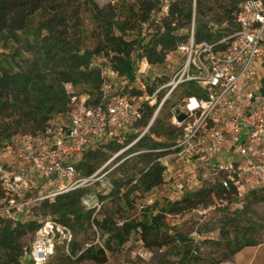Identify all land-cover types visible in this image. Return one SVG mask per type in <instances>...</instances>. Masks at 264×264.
Listing matches in <instances>:
<instances>
[{
  "label": "trees",
  "instance_id": "trees-1",
  "mask_svg": "<svg viewBox=\"0 0 264 264\" xmlns=\"http://www.w3.org/2000/svg\"><path fill=\"white\" fill-rule=\"evenodd\" d=\"M76 1L0 0V147L20 134L40 133L53 118L64 115L70 108L67 84L73 90L81 89L75 94L88 95L94 103L99 102L105 76L95 64L98 58L107 59L114 71L135 82L137 61L146 59L151 66L164 65L172 52L189 42L193 26L196 43L216 44L232 35L238 28L240 5L246 0H197L195 16L193 0H176L158 23L151 19L152 12L159 7L158 0L133 3L112 0L104 7L94 0H81L78 4ZM85 8L91 10L92 19L100 27L97 44L91 49L78 30ZM38 15L42 19L35 25ZM146 24L148 28L144 30ZM168 80L160 77L153 86H147L146 93L153 94L157 86ZM181 89L180 99L204 96L202 89L192 83ZM132 93L141 95L144 91L137 89ZM162 98L163 95L158 97L154 107L147 106L143 118L121 140L99 145L85 153L77 165L82 175L89 177L127 148L111 164L115 168L108 174V192L92 193L91 187L81 188L42 205L40 212L44 216L68 226L74 236L88 234L95 226L101 239V245L91 244L87 248L74 239L71 256L61 255L62 263L45 264L84 261L105 264L108 251L120 250L133 238L151 252L164 253L156 264H223L246 247L263 244L247 236L256 225L247 226L245 222L249 206L264 201V192L253 193L245 204L236 207L233 188L226 190L218 183L204 184L175 202H167L161 209L154 204L144 207L139 216L130 215L136 210L138 199L165 183L166 169L161 161L164 153L157 150L173 140L176 133L166 128L158 117L150 132L131 145L139 136L135 130L147 127ZM210 207L222 216L216 228L210 224L199 226L198 238H193V233L175 231L167 220L169 215ZM38 228L35 220L16 224L3 221L0 264H35L24 259L28 248L22 240ZM215 231L218 239L204 236ZM206 246L221 250L222 257L207 255L203 252Z\"/></svg>",
  "mask_w": 264,
  "mask_h": 264
},
{
  "label": "built area",
  "instance_id": "built-area-1",
  "mask_svg": "<svg viewBox=\"0 0 264 264\" xmlns=\"http://www.w3.org/2000/svg\"><path fill=\"white\" fill-rule=\"evenodd\" d=\"M173 1L158 0L151 19L160 22ZM196 4L193 0L194 16ZM237 24L232 35L216 44L196 43L193 26L189 42L178 48L185 57L183 64L151 95L139 77L131 82L110 63L101 66L105 81L99 102L75 94L67 84L70 108L64 115L53 118L40 133L20 134L0 147V232L5 220L16 224L31 219L39 224L25 260L45 264L58 247L71 256L73 230L44 216L42 205L107 180L114 159L127 148L89 177L77 169L83 155L105 142L121 140L143 118L147 106L154 107L164 94L147 127L135 130L139 136L131 145L137 143L150 132L167 100L188 83L200 87L204 96L185 97L170 108V128L176 137L157 150L164 153L165 179L170 159L186 167L189 191L216 183L233 188L236 207L253 193L264 192V0L244 1ZM137 62L148 65L146 59ZM137 89L144 93L133 94ZM180 113L186 116L182 121Z\"/></svg>",
  "mask_w": 264,
  "mask_h": 264
},
{
  "label": "rangeland",
  "instance_id": "rangeland-1",
  "mask_svg": "<svg viewBox=\"0 0 264 264\" xmlns=\"http://www.w3.org/2000/svg\"><path fill=\"white\" fill-rule=\"evenodd\" d=\"M94 1L100 7H104L112 0ZM125 1L127 3L134 2V0ZM76 2L78 4L79 2H81V0H77ZM41 19L42 15H38L34 20L35 25H37ZM78 30H80L81 35L84 38L85 45L90 49L94 48L97 44V37L100 33V27L99 24L92 19V13L90 9H83ZM98 59L101 60L99 61ZM98 59L97 60L99 62L96 64L97 66H102V68H105V66H109L108 63L110 62L105 61L106 59ZM184 60V55H182V53L177 50L175 52H172L168 56L166 62L162 66H151L149 64H143V62H137L135 64L136 76L139 77V80H141L147 88L148 85L153 86L154 82L159 80L160 77L164 79H170V77L181 67ZM110 71L113 73V70L110 69ZM116 73L121 76L118 72ZM156 86L154 85V87ZM181 91L182 89L175 93L174 97L172 98L173 101L169 102L168 105H166L159 116L166 128L170 127V116L168 115L170 108L176 105V103H180L181 99L178 96L180 95ZM73 92L79 94V92H81V89L73 90ZM168 162V173L166 174L165 183L138 199L136 210L134 212H131L130 215H132L133 217L139 216L144 207L154 204L157 206V209H161L167 204V202H175L186 195L188 192H190L188 189L189 187L185 183L187 178L186 167L184 169L183 165H181L179 162L170 161V159L168 160ZM114 167H111L109 169L112 170ZM98 183L99 184L91 186L92 193L108 192V180H103ZM110 206L111 205L107 207L110 208ZM249 207L250 208L248 210L247 220L245 224L247 226H253L255 224L256 227L255 229L248 231L247 236L254 237L256 240H258V242H262L263 244L259 246L246 247L244 250L239 252L233 260L225 262L223 264H264V201L253 203ZM98 211H100V209H98ZM221 216L222 214L218 213L217 210L199 209L198 211H184L178 215H169L167 217V220L169 224L174 227L175 231H181L186 234L193 233L191 236L193 238H198V234L196 233V231L199 226L201 227L205 224H210V227L216 228L218 226V220L219 218H221ZM204 236L212 239L219 238L218 231L211 232L210 234L205 233ZM74 239H76L83 248H87L91 244L101 245L100 232L97 228H93V231L89 232L88 234H80L77 237L75 236ZM22 242L25 248H29L34 242V234L27 235L25 238H23ZM203 250V252H205L207 255H210L212 258L222 257V251L218 248L206 246L203 247ZM64 254L66 253L63 251V249L61 247H58L54 255L50 258L49 262L57 263L61 261L62 263L63 259L60 258V256ZM107 255L108 261L105 264H156L157 258H163L164 253L161 251L151 252L147 250L141 242L133 238L120 250L114 253L108 251ZM69 264L98 263H95L93 261H84L81 263L74 262Z\"/></svg>",
  "mask_w": 264,
  "mask_h": 264
},
{
  "label": "water",
  "instance_id": "water-1",
  "mask_svg": "<svg viewBox=\"0 0 264 264\" xmlns=\"http://www.w3.org/2000/svg\"><path fill=\"white\" fill-rule=\"evenodd\" d=\"M178 113H179V110L177 111ZM185 114H183V113H180V115H179V120H184L185 119Z\"/></svg>",
  "mask_w": 264,
  "mask_h": 264
}]
</instances>
